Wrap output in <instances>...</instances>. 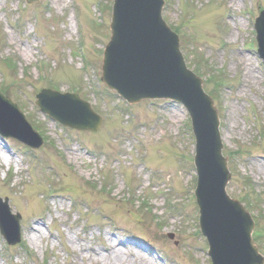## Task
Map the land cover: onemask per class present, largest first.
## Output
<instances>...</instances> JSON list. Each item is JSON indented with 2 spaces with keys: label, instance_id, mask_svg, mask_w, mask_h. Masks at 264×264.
Segmentation results:
<instances>
[{
  "label": "rangeland",
  "instance_id": "1",
  "mask_svg": "<svg viewBox=\"0 0 264 264\" xmlns=\"http://www.w3.org/2000/svg\"><path fill=\"white\" fill-rule=\"evenodd\" d=\"M166 3L188 66L203 70V79L227 71L219 90L207 85L218 94L225 154L235 155L227 193L251 201L264 255V65L250 51L264 0ZM112 5L0 0V89L45 140L32 150L0 137V203L21 217L19 245L0 235V264H103L102 254L111 255L105 264H120L116 251L122 264H142L140 254L150 264H210L190 194L197 177L187 112L165 101L128 106L101 81ZM43 89L90 103L103 119L100 130L82 133L47 119L35 105Z\"/></svg>",
  "mask_w": 264,
  "mask_h": 264
},
{
  "label": "water",
  "instance_id": "2",
  "mask_svg": "<svg viewBox=\"0 0 264 264\" xmlns=\"http://www.w3.org/2000/svg\"><path fill=\"white\" fill-rule=\"evenodd\" d=\"M162 6V0L116 1L111 26L113 36L105 51L102 79L130 103L171 97L187 105L198 141L197 168L201 180L197 198L201 226L209 238L213 262L262 264L251 238L254 224L250 216L224 193L229 174L227 159L221 157L218 120L212 102L203 93L201 81L186 70L179 52V39L161 19ZM259 33L264 56V21ZM38 98L42 110L66 126L84 130H96L100 126L99 118L76 96L45 91ZM29 126L16 105L0 93V133L38 148L41 141ZM209 204L217 207L210 209ZM0 206L2 232L9 243L16 244L19 219L11 218L6 205L3 207L0 203ZM220 208L223 212L217 214Z\"/></svg>",
  "mask_w": 264,
  "mask_h": 264
},
{
  "label": "bare ground",
  "instance_id": "3",
  "mask_svg": "<svg viewBox=\"0 0 264 264\" xmlns=\"http://www.w3.org/2000/svg\"><path fill=\"white\" fill-rule=\"evenodd\" d=\"M251 77L253 78L252 80H254L253 74L251 75ZM246 81H247V83L249 82V77H247ZM35 227H36V225H34L33 228L31 227V229L33 230L32 232L34 234L39 233L40 230H38V228H35ZM39 237L41 239L42 233H40ZM31 239L38 240V238L36 237V235H34L33 237H30V240ZM93 255H98V254H97V252H94ZM113 256L116 257V260L118 262H121L120 264H122L123 260L125 259V258H123L122 254L119 253V252H117V251L113 254ZM109 257H111V255L110 256H106V255H103L102 254V255H99L98 256V258L99 259H102V262H104L103 264H105L107 262V258H109ZM139 258H140V261L142 262V264H150L147 260H145V259L143 260L142 254L139 255Z\"/></svg>",
  "mask_w": 264,
  "mask_h": 264
}]
</instances>
